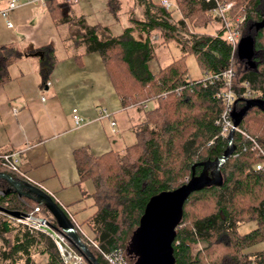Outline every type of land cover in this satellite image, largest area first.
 Wrapping results in <instances>:
<instances>
[{"label": "trees", "instance_id": "obj_1", "mask_svg": "<svg viewBox=\"0 0 264 264\" xmlns=\"http://www.w3.org/2000/svg\"><path fill=\"white\" fill-rule=\"evenodd\" d=\"M218 1L224 5L233 3L227 13L229 20L236 16L242 19L237 29L240 40H250L252 53L248 61L240 60L237 50L232 52L221 28L213 36L197 37L191 32L213 21L208 15L212 6L202 0H175L179 13L175 25L168 21L172 11L148 2L143 7V20H131V27L105 41L98 39L96 27L89 28L81 19L71 20L59 3L45 0L56 24L71 22L84 30L81 42L85 52L101 56L122 108L137 107L144 100L154 101L153 108L142 112V122L133 129L134 143L122 152L113 151L98 158H93L86 149L74 154L78 184L88 181L93 191L89 197L95 209L83 226L100 251L121 250L127 264L135 260L132 237L148 199L178 189L191 173L200 174L201 168L196 164L219 160L228 146L219 138L216 125L223 108L216 99L220 86L201 87L196 83L198 80L189 81L183 58L192 55L202 77L233 72L235 110L244 107L239 94L243 92L241 84L246 82L264 103V0ZM116 3L111 0L108 4L111 13L117 11ZM135 33L143 36V40L134 39ZM153 36L161 39L160 46L173 43L182 53L177 61L156 73L148 66L155 56ZM43 50L45 79L51 71L52 56L48 47L40 49ZM8 64L9 59L0 54V84L6 80ZM178 89L179 96L175 92ZM249 113L251 118L247 117ZM247 118L251 120L246 121ZM250 121L253 124L246 127ZM239 128L264 150L263 112L250 108ZM232 145L233 155L219 169L220 187L198 191L183 205V219L175 228L172 242L174 264H264V171L254 169L262 160L240 134L232 136ZM4 173L0 168V174ZM12 179L18 180L15 176ZM0 195V208L5 210L28 213L35 205L23 197L19 199L24 203H20L17 194L1 179ZM41 213L49 217L44 207ZM251 223L256 228L238 234L241 225ZM199 244L203 246L192 254ZM57 251L49 236L29 233L9 217L0 216V264H40L35 257L43 264H65ZM87 251L97 264H105L94 248Z\"/></svg>", "mask_w": 264, "mask_h": 264}, {"label": "crops", "instance_id": "obj_2", "mask_svg": "<svg viewBox=\"0 0 264 264\" xmlns=\"http://www.w3.org/2000/svg\"><path fill=\"white\" fill-rule=\"evenodd\" d=\"M9 1L0 0V10ZM55 1L64 7V15L71 20L81 19L88 26L86 14L78 7L80 0ZM110 1L106 9L109 13ZM121 1L116 0L115 18L121 10ZM151 1L129 0L123 11L128 15V27L131 20H143V7ZM162 1L171 3L165 10L172 11V15L177 13L176 19L171 15L168 20L176 23L179 13L175 10V0ZM19 3L20 6L7 13V18L0 16V54L9 59L6 80L0 84V156L18 153L21 177L18 175L17 179L24 178L31 186L49 194L84 233L83 224L95 209L89 197L93 191L87 183L78 184L74 154L76 150L86 149L93 158H98L105 153L122 152L134 143L133 129L142 122V112L146 109L132 105L122 108L101 56L85 52L81 42L83 29L71 22L56 24L45 0H19ZM88 27H96L97 31L105 29L98 25ZM59 31H63L60 39L63 54L57 56L52 38ZM133 37L143 40L137 33ZM152 38L161 43L160 38ZM168 44L157 47L152 43L157 49ZM44 47L51 50L52 56L51 71L45 79L42 73L46 57L44 50L40 51ZM150 105L153 107L154 101ZM100 108L110 114L108 120H96ZM71 109L78 111L83 121L81 126L71 121ZM111 121L116 123L114 134L109 129Z\"/></svg>", "mask_w": 264, "mask_h": 264}, {"label": "water", "instance_id": "obj_3", "mask_svg": "<svg viewBox=\"0 0 264 264\" xmlns=\"http://www.w3.org/2000/svg\"><path fill=\"white\" fill-rule=\"evenodd\" d=\"M245 39L250 43L249 38ZM245 39L237 42L236 55L240 60L246 59L248 61L252 51L250 54L241 56L240 49H238L240 42ZM243 103V108L235 110L234 107L230 113L234 128L239 126L250 108H255L259 112L264 113V103L259 99H248ZM232 136H234L233 132L227 136L226 143L228 146L223 150L219 160L196 164L195 166L201 168L199 175L191 173V177L178 189L165 193L160 192L148 199L146 206L143 208L141 218L138 221L136 232L132 237V244H134L132 253L133 258H135L132 264H174L175 258L172 256V242L176 233L175 228L183 219V205H185L189 196L198 191L209 189L212 186L220 187L222 176L219 173V169L231 157L235 149V146L232 145ZM195 166L191 168V172H193ZM0 179L6 181L12 192L17 194L18 197L23 196L26 200L39 203L44 207L50 219L54 222V225L49 224V228L57 234L68 236L70 247H72L75 253L80 254L87 264H97V260L94 259L87 249L80 248L74 243L75 233H73L72 222L67 218L62 207L54 203L49 194L42 192L36 187L26 186L19 181H14L5 174H0ZM0 214L13 220H20L25 216L23 212H13L2 208H0ZM50 229H45L42 233L49 236L53 241L61 261L68 263L74 260L75 257L71 249L60 242Z\"/></svg>", "mask_w": 264, "mask_h": 264}, {"label": "built area", "instance_id": "obj_4", "mask_svg": "<svg viewBox=\"0 0 264 264\" xmlns=\"http://www.w3.org/2000/svg\"><path fill=\"white\" fill-rule=\"evenodd\" d=\"M206 4H210L211 9L208 13L211 19L214 23H218L220 28L223 31V39L225 43L232 49V52H236V45L238 40H240V35L238 33L237 26H240L243 21L240 17L236 16L234 19L229 20L227 17V13L230 12L231 7L233 6V3L230 4H222L218 0H202ZM7 7H5L3 10H0V16L7 18V13L11 11V9L16 8L17 6H20L19 0H10L7 3ZM160 6H162L164 9H168L170 7L169 3L167 1H161ZM8 28H10V24H6ZM232 53V54H233ZM233 72L230 70L227 71H221L218 74H205V76L202 77V80H198L196 83H198L201 87H206L207 85H219V94L216 95V99L223 104L222 111L219 115V121L216 123V125L219 127L220 132V139H223L226 141L227 136L233 132L240 134L242 139L246 142H250L252 144L251 150L255 151L256 156L260 157L262 162L260 164H256L254 166V169L258 172L264 171V150L262 151L259 147V145L256 143L254 138L248 136V134L245 131H242V129L239 128V126L233 127V120L230 118V113L232 109H234V100L236 98V90L234 88V85L232 84L233 81ZM241 89L243 90L242 94H239V97L241 100L247 101L248 99H257L256 93L252 89L249 88L248 83L241 84ZM176 95H180V89L176 90ZM166 96L163 95L162 98ZM153 100H147L142 101L138 104L139 107H142V109H148V105L152 104ZM137 106V107H138ZM70 118L73 124L76 126H81L83 121L78 116V111L75 109H71ZM110 118V114L105 109H98L97 111V117L96 120L105 119L108 120ZM115 126L116 123L114 121L110 122V132L111 134L115 133ZM233 155V153H232ZM18 153L17 154H10L5 153L3 156H0V168L5 171V175L12 179V176H20L19 167H18ZM21 177V176H20ZM13 180V179H12ZM17 181L25 184L26 186H31L29 182H27L24 178L18 179ZM32 187V186H31ZM34 187V185H33ZM18 196V195H17ZM23 196H19L21 198ZM24 198V197H23ZM42 206L39 203H35L33 206V209H31L28 213H25V216L21 218L20 220H13L10 218L15 224L18 226L24 227L27 232L34 233V232H40L41 234L43 230L50 229V225H54L53 220L50 219V217H46L41 213ZM67 215V214H66ZM0 216H2L0 214ZM68 218V217H67ZM69 219V218H68ZM70 220V219H69ZM72 222V220H70ZM73 226V233H75V244H77L80 248L83 247V249L89 250L90 247L94 248L97 252V254L100 256L102 260H104L105 264H127V259L124 257V254L121 250H116L112 252H102L96 246L95 242L92 241V239H88L86 234H84L80 227L77 225L71 223ZM53 234H55L56 238L64 243L67 247L71 249L72 254L74 255L75 259L71 260L68 263L65 264H87L85 260L82 259L80 254L77 252L75 253L72 247H70L68 242V236L60 235L54 232V230L50 229Z\"/></svg>", "mask_w": 264, "mask_h": 264}, {"label": "rangeland", "instance_id": "obj_5", "mask_svg": "<svg viewBox=\"0 0 264 264\" xmlns=\"http://www.w3.org/2000/svg\"><path fill=\"white\" fill-rule=\"evenodd\" d=\"M161 1L162 0H152L151 2L158 4ZM128 2L129 0H122L120 2L121 10L120 9L118 10V15L116 18L114 16V13H109L108 11H106L108 0H93L92 2H88L86 0L85 1L80 0L78 7L79 9L81 8L84 14H86L87 18H85V21L88 24V26L98 25L102 28H105L104 30L100 29L99 31H96L98 38L102 41H105L107 40L108 37L119 36L121 34V31L124 30V28L128 27V21H127L128 15L124 14L125 12H123ZM176 14L177 13L172 15L174 19H176V16H177ZM170 24L175 25V22L170 21ZM219 26L220 25L218 23L216 24L212 21L211 23L207 25V27H203V29L194 28L193 30H191V32L197 34V37H199L203 33L209 34L212 36L214 35V31H217L218 29H220ZM63 31L56 32L52 38L53 43L54 42L56 43L55 53L57 54V56L59 54L61 55L63 54V44L62 42H60V39L62 36L61 34ZM188 34H190V30L188 31ZM159 42H160L159 40L157 41L156 39H153L152 43L158 47ZM238 49H240L241 56L250 54L252 51L250 48V43L246 39L240 42V44L238 45ZM154 52H155V57L149 64L151 68L150 70L152 72H156V71L164 69V67L166 66V64H168V62L172 63L176 61L178 58H180L182 55V53L173 43H169L168 45L163 46V48H158V49L155 48ZM183 65H185L186 78L189 81L192 82L196 80H202V75L199 71V66L198 64H196L195 59L192 55L186 56L183 58ZM152 108L153 107L151 105H148L149 110H151ZM250 116L251 114L249 113L247 117H250ZM250 118H247L246 121H248V119L251 120ZM251 124H253V121L248 122L247 126L246 125L245 126L248 127ZM86 183L88 185L87 187H89V189L92 191L91 183L90 182H86ZM19 201L22 204L24 203L22 202L21 199H19ZM254 228H256L254 223L247 224V225L243 224L239 227L237 232L238 234L248 233L252 231ZM83 231H84V234L85 233L87 234L86 235L87 238L91 239L92 235L89 232H87L85 228ZM202 246H203L202 244H199L197 247L193 248L192 254H195V252H197L198 249L201 248ZM133 248L132 250L130 249L131 252H133ZM258 248L262 249V246H258ZM35 260L36 262H40V264H43L40 258L35 257Z\"/></svg>", "mask_w": 264, "mask_h": 264}]
</instances>
